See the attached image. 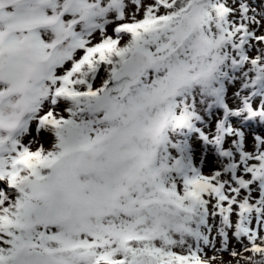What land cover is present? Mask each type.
<instances>
[{"label":"snow or ice","instance_id":"6c2138e0","mask_svg":"<svg viewBox=\"0 0 264 264\" xmlns=\"http://www.w3.org/2000/svg\"><path fill=\"white\" fill-rule=\"evenodd\" d=\"M0 264H264V0H0Z\"/></svg>","mask_w":264,"mask_h":264}]
</instances>
